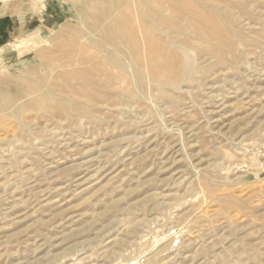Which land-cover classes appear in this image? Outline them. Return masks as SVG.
<instances>
[{
    "label": "rangeland",
    "instance_id": "rangeland-1",
    "mask_svg": "<svg viewBox=\"0 0 264 264\" xmlns=\"http://www.w3.org/2000/svg\"><path fill=\"white\" fill-rule=\"evenodd\" d=\"M0 264H264V0H0Z\"/></svg>",
    "mask_w": 264,
    "mask_h": 264
}]
</instances>
